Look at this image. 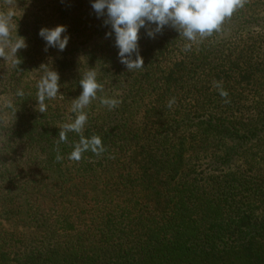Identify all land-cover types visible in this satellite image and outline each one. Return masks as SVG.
Instances as JSON below:
<instances>
[{
    "label": "trees",
    "instance_id": "1",
    "mask_svg": "<svg viewBox=\"0 0 264 264\" xmlns=\"http://www.w3.org/2000/svg\"><path fill=\"white\" fill-rule=\"evenodd\" d=\"M49 1L16 31L20 62L0 57V264H264V0L194 42L142 29L130 70L90 0ZM56 26L69 43L46 52L38 32ZM42 66L63 96L41 113ZM90 69L103 91L62 142ZM95 136L103 153L69 158Z\"/></svg>",
    "mask_w": 264,
    "mask_h": 264
},
{
    "label": "clouds",
    "instance_id": "2",
    "mask_svg": "<svg viewBox=\"0 0 264 264\" xmlns=\"http://www.w3.org/2000/svg\"><path fill=\"white\" fill-rule=\"evenodd\" d=\"M90 5L98 19L106 18L104 23L110 26L111 31L105 33V36L114 38L120 63L130 70L143 67L138 43L142 29L149 39H155L167 26L175 29L179 36L194 42L198 36L204 37L219 31L225 19L231 17L236 9L243 7V0H90ZM11 29L12 17L0 16V57L10 56L14 62H20L17 52L25 49L27 44L24 38L17 35L13 39ZM66 32L65 26L41 28L38 35L45 42V51L55 49L63 52L70 39ZM42 67L47 71L43 73L37 84L41 113L46 110V100L63 96L59 94L58 72L47 66ZM79 84L82 89L81 94L72 100L71 106V111L76 114L75 119L60 130L59 139L62 142L67 139L68 132L77 134L82 132L87 123L85 109L97 98V93L103 91V85L98 82L97 73L92 69L83 75ZM16 95L23 96L24 93L17 91ZM221 95L226 97L227 93L222 92ZM100 103L112 110L120 101L101 97ZM172 103L174 100L169 102V107ZM8 107L14 111V106L10 102ZM89 150L97 155L103 153L100 137L95 136L91 139L81 137L79 143L74 145L69 158L79 161L82 154Z\"/></svg>",
    "mask_w": 264,
    "mask_h": 264
},
{
    "label": "rangeland",
    "instance_id": "3",
    "mask_svg": "<svg viewBox=\"0 0 264 264\" xmlns=\"http://www.w3.org/2000/svg\"><path fill=\"white\" fill-rule=\"evenodd\" d=\"M34 1L37 0H15V4H13V6H6L8 5L7 3L2 4L0 2V6L5 5V9H6L3 10L4 14L1 13V9H0V16L9 15L12 17V23H13L12 37H15V35H17L18 37H22L25 40L27 38L29 39V37L25 36V34L16 31L18 30L19 25L21 29H24V23L29 21L32 18V15L38 11L39 7L37 3H34ZM38 1H45L46 3L50 2L49 0H38ZM9 2H11V0H9ZM28 39L26 41V44L31 46L32 43L28 42ZM74 48L80 49L81 45H75Z\"/></svg>",
    "mask_w": 264,
    "mask_h": 264
}]
</instances>
